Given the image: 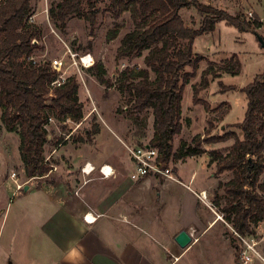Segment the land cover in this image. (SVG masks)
Segmentation results:
<instances>
[{"label":"trees","instance_id":"16d2710c","mask_svg":"<svg viewBox=\"0 0 264 264\" xmlns=\"http://www.w3.org/2000/svg\"><path fill=\"white\" fill-rule=\"evenodd\" d=\"M101 0H59L48 10L49 18L64 28L70 17L87 21L91 27L101 12L97 7ZM87 3L88 10L82 7ZM107 8L114 20L129 12L134 27L126 32L117 48L118 58L142 57L143 67H125L117 79V88L128 94L127 112L139 115L151 110L153 116L150 146L156 147L164 166L171 161L197 156L207 152L209 164L215 165V174L231 171L232 177L219 181L218 188L224 195L215 194L213 205L239 236L252 234L254 227L264 222V71L243 88L247 105L244 117L233 125L240 129L239 137L233 131L196 135L191 141L180 140L174 150L173 139L181 133L183 90L197 73L202 56L193 51L194 39L215 30L218 22L240 30L258 28L257 20H244L225 9L203 4L200 0H107ZM189 6L202 15L198 28L184 24L180 10ZM32 14L31 0H0V119L8 132L17 134L19 155L24 175L42 176L51 169L45 159V146L49 143L45 124L49 117L62 121L83 118L79 100V85L74 74L69 75L54 89L46 102L49 83L56 72L49 62L33 64L28 60L41 38L40 27L29 21ZM118 23L106 32V40L112 41L119 34ZM145 52V53H144ZM237 60V59H236ZM238 61V60H237ZM190 67V71L186 68ZM231 68V67H230ZM226 68L227 73L237 74L238 68ZM96 80L105 87L113 82L106 77L100 61L89 68ZM218 77L220 74L215 73ZM203 85L207 79H203ZM222 92L234 89L219 81ZM193 101L198 103V87H193ZM137 117V116H136ZM1 131V128H0ZM99 128L94 126L85 133L89 139ZM82 140V138H80ZM233 139L229 149L222 153L206 150L203 144L225 142ZM225 198L224 205L220 201ZM234 250L237 246L234 244Z\"/></svg>","mask_w":264,"mask_h":264},{"label":"crops","instance_id":"0c3cea01","mask_svg":"<svg viewBox=\"0 0 264 264\" xmlns=\"http://www.w3.org/2000/svg\"><path fill=\"white\" fill-rule=\"evenodd\" d=\"M212 6L225 9L213 1ZM102 128L112 133L104 123L97 134ZM73 136L60 142L56 138L58 144L44 151L52 167L42 176L12 177L14 166L23 171L19 155L5 170L0 159V190L7 189L8 198L0 204V264H176L195 244L210 249L221 244L210 236L221 228V219L208 195L222 176L214 173L207 152L173 161L175 179L154 175L133 180L127 143L118 135L120 151L101 149L94 139L71 144ZM84 164L94 167L88 175L81 171ZM102 164L110 165L115 175L102 178ZM180 186L194 196L190 202L182 203ZM87 213L96 219L85 221ZM180 230L192 238L186 248L174 239Z\"/></svg>","mask_w":264,"mask_h":264},{"label":"rangeland","instance_id":"374dc122","mask_svg":"<svg viewBox=\"0 0 264 264\" xmlns=\"http://www.w3.org/2000/svg\"><path fill=\"white\" fill-rule=\"evenodd\" d=\"M57 1L59 0H31V15H35L34 20L41 30V38L33 53L36 60L59 58L63 56L67 45L71 50L80 54L90 52L94 56L95 63L100 61L104 64L106 77L113 82L111 87H105L96 80L90 70L83 68H81L82 79L76 75L78 76L76 78L83 118L81 125L72 133L74 136L70 138L72 139L71 144L76 145L83 141L92 142L94 139L92 143L95 142L101 149L112 146L120 151L123 150V142H120L117 135L131 146L148 142L153 131L151 110L139 115L135 112H127L125 106L129 105L128 94L117 88L118 75L123 68L143 67L142 57L127 59L116 56L122 36L134 27L129 12H124L119 19L114 20L107 8V0H101L97 4L101 12L97 14L93 27L81 18L70 17L62 29L48 15L49 8ZM208 1H211L210 5L213 1L217 6L219 4L220 7H224L230 14L239 15L244 20L250 22L257 20L261 26L240 30L220 21L213 32L199 35L194 39L193 51L202 56V60L199 62L196 75L191 78L190 83L183 90V128L172 141L174 150L178 148L182 139L191 141L196 135H200L201 139L204 138L206 130H209L211 134L233 131L242 137L240 129L233 124L243 119L246 110L247 97L243 88L251 83L256 75L264 71V47L258 38L260 35L264 40V0H200L203 4H208ZM82 7L88 10L86 2H83ZM180 15L186 26L199 27L202 15L194 6L182 8ZM115 23L120 25L119 34L114 40L107 41L106 32L113 28ZM72 68L68 69L69 75L76 74V70ZM226 68H238L239 72L237 74L227 73ZM186 70L190 71V67ZM215 73L220 75L217 77ZM204 78L207 79L205 85L202 83ZM219 81L225 85H234L235 88L222 92ZM194 86L198 87L197 97L200 99L198 103L193 101ZM104 123L109 125L112 133L102 128V131L93 134L92 138H86V132L92 130L94 126L97 128L100 125L104 126ZM0 128V159L3 170H5L19 155V139L17 134L5 129L1 119ZM68 132H71L69 125L61 124L59 121L50 124L48 126L49 137H47L49 143L45 146V153L47 154L52 149V145L58 144V141H54L56 138L60 142ZM232 142L233 139H229L225 142L203 144V147L225 153ZM173 165V161L168 165L172 172ZM215 169L214 165V172ZM13 171L16 176L24 175V172L16 166L12 169ZM219 175L222 176L220 181L224 182L232 177V172L224 171ZM158 177L164 178L161 175ZM215 189L208 195L209 204L218 213L217 218L221 219L219 223L221 228L212 231L210 236L212 240L221 241V244H217L214 249L203 246L202 242L195 244L180 256V261L176 264H264V222L256 225L252 234L243 235L240 239L225 222L222 213L213 205L216 193L224 195V189L218 188L217 183ZM177 190L182 197V203L190 202L194 197L185 187L180 186ZM0 194V204L4 205L8 202V198L5 197L7 189H1ZM10 194L9 192L8 196ZM224 202L223 197L220 201L222 206ZM234 244L237 246L236 252ZM242 251H246L251 258L247 263H243L240 259ZM169 255L173 259L172 254Z\"/></svg>","mask_w":264,"mask_h":264},{"label":"built area","instance_id":"2783aa9c","mask_svg":"<svg viewBox=\"0 0 264 264\" xmlns=\"http://www.w3.org/2000/svg\"><path fill=\"white\" fill-rule=\"evenodd\" d=\"M251 15V14H250ZM35 15H30L29 21L35 23ZM28 60L33 64L42 63L45 61L49 62V67L56 72V76L49 83V93L46 99V102L50 100L53 96L54 89L60 86L69 76L68 69L72 68L76 70V74L79 78L82 79L81 68L89 69L92 68L95 64L94 56L90 52L78 53L77 51L71 50L67 45L64 49L63 56L59 58H53L50 60H46L45 58H41L39 61L36 60L35 55L32 54L28 57ZM76 76V77H78ZM53 117H49L47 123L45 124V128L48 129V126L52 123H55ZM61 124L69 125L71 127V132L65 135V138H68L72 133L81 125L82 119L79 121H73L69 117H65L62 121H59ZM125 147L128 151L130 160L132 162L133 168L129 174V177L133 180H138L144 178L146 176H158L161 175L165 179H175L173 176L172 169L170 167L164 166L161 160V155L159 150L156 147L150 146L147 144H135V145H127ZM94 169L93 166L88 167V164H84L81 167V171L85 174H90V172ZM98 172L102 178H109L115 175V170L108 164H102L98 168ZM11 176L14 177L15 173H11ZM202 199H206V195L203 192L199 193ZM84 219L87 222H92L96 219L95 216H90L89 213L84 215ZM192 233L193 229H191ZM240 239L243 236H239ZM173 260H177L178 256L172 254ZM240 259L243 263H247L251 260L250 256L246 254V251H242L240 254Z\"/></svg>","mask_w":264,"mask_h":264},{"label":"water","instance_id":"95a60500","mask_svg":"<svg viewBox=\"0 0 264 264\" xmlns=\"http://www.w3.org/2000/svg\"><path fill=\"white\" fill-rule=\"evenodd\" d=\"M258 38L260 43L264 47L263 38L260 35H258ZM174 239L181 248H186L192 241L190 234L186 230H180Z\"/></svg>","mask_w":264,"mask_h":264}]
</instances>
